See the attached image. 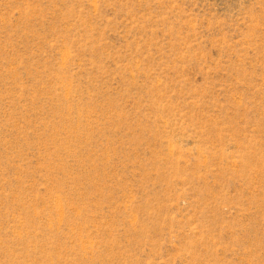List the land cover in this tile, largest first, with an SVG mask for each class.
Returning <instances> with one entry per match:
<instances>
[{
    "label": "rangeland",
    "instance_id": "rangeland-1",
    "mask_svg": "<svg viewBox=\"0 0 264 264\" xmlns=\"http://www.w3.org/2000/svg\"><path fill=\"white\" fill-rule=\"evenodd\" d=\"M0 264H264V0H0Z\"/></svg>",
    "mask_w": 264,
    "mask_h": 264
}]
</instances>
